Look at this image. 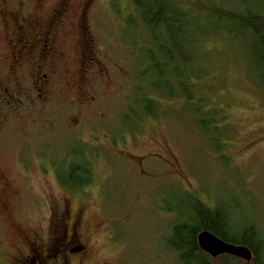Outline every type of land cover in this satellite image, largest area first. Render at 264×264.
<instances>
[{
	"label": "rangeland",
	"instance_id": "obj_1",
	"mask_svg": "<svg viewBox=\"0 0 264 264\" xmlns=\"http://www.w3.org/2000/svg\"><path fill=\"white\" fill-rule=\"evenodd\" d=\"M172 1L198 27L197 57L155 58L193 69L190 102L146 87L154 78L143 75L146 51L154 47L134 0L1 3L3 83L18 22L30 32L53 31L56 52L49 58L47 98L22 78V69L35 68L29 62L17 69L27 99L18 103L4 91L8 85L1 88L0 264H13L25 235H47L53 211L66 199L92 264H182L167 241L189 216L192 199L223 206L237 224L255 225L264 240V80L227 23L218 30L207 23L215 9L242 11L245 0ZM65 5L54 23V10ZM145 95L160 104L154 116L143 110ZM80 162L90 174L76 175L81 185L68 192L56 177L68 180Z\"/></svg>",
	"mask_w": 264,
	"mask_h": 264
},
{
	"label": "trees",
	"instance_id": "obj_2",
	"mask_svg": "<svg viewBox=\"0 0 264 264\" xmlns=\"http://www.w3.org/2000/svg\"><path fill=\"white\" fill-rule=\"evenodd\" d=\"M134 3L154 47L146 51L149 65L144 69L143 75L149 72L154 75L146 87L157 96L178 99L177 96L180 95L189 102L193 101L196 97L193 83L196 75L191 71L193 69L188 71L178 65L170 67L168 63L157 61L155 56L173 60L175 55L181 61L193 62L198 52V27L188 21L186 13L172 0H134ZM243 7L240 12L215 9L214 17H208L207 23L218 30L220 22L225 21L228 33L246 45L247 53L252 55L264 80V0H245ZM149 96L151 95L143 97L142 107L145 113L154 116L157 110L160 111V104ZM196 113H199L198 109ZM199 122L206 127L207 118L201 116ZM80 173L90 174L87 164H72L68 180L62 179L60 175L58 177L64 186H80L81 184L73 180ZM90 181L89 179L87 182ZM192 201L186 221L174 227L167 241L168 248L177 255L182 264H238L237 258L228 255L220 256L222 262L218 263L217 258L213 259L203 252L198 244V236L205 231L227 243L250 248L254 257L253 264H264V240L255 225L237 224L233 221L235 214L223 206L212 209L200 201Z\"/></svg>",
	"mask_w": 264,
	"mask_h": 264
},
{
	"label": "flooded vegetation",
	"instance_id": "obj_3",
	"mask_svg": "<svg viewBox=\"0 0 264 264\" xmlns=\"http://www.w3.org/2000/svg\"><path fill=\"white\" fill-rule=\"evenodd\" d=\"M5 1L0 0V13H2L1 3ZM66 7L68 6L65 5L54 10V23L62 19L63 13L67 10ZM26 27L22 22L17 23L16 30L10 40V46L13 49L11 73H9L6 83L0 79V93L4 85L17 87L13 90L12 87L6 86L4 91L9 93L18 103L22 101V97L26 99L28 97L22 78H29L33 89L40 93L39 97L47 98L48 90L51 87L49 58L56 52L53 31L39 32L34 29L32 31L33 39L30 40V33L32 32ZM23 62L32 63L35 68L30 72L22 69L21 73L24 76L21 75V78L17 69ZM14 92H18L20 96ZM7 104L10 105L11 102L8 101ZM56 178L65 190L74 192L72 186H64L59 177ZM52 225V230L47 235H25L22 242L23 251L19 252L18 257L13 258V264H92L89 260L88 246L80 238L78 232L79 219L72 215L67 199L60 211L57 209L53 211Z\"/></svg>",
	"mask_w": 264,
	"mask_h": 264
},
{
	"label": "water",
	"instance_id": "obj_4",
	"mask_svg": "<svg viewBox=\"0 0 264 264\" xmlns=\"http://www.w3.org/2000/svg\"><path fill=\"white\" fill-rule=\"evenodd\" d=\"M198 244L201 250L213 259L224 255L241 259L247 263H251L254 259L250 248L227 243L208 231L199 234Z\"/></svg>",
	"mask_w": 264,
	"mask_h": 264
}]
</instances>
